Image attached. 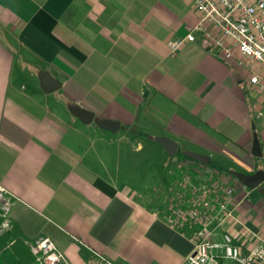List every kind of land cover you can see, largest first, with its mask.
Segmentation results:
<instances>
[{
  "label": "crops",
  "instance_id": "1",
  "mask_svg": "<svg viewBox=\"0 0 264 264\" xmlns=\"http://www.w3.org/2000/svg\"><path fill=\"white\" fill-rule=\"evenodd\" d=\"M198 19L189 0H0V184L24 245L47 238L70 264H189L192 247L163 220L162 200L169 171L200 163L169 157L154 139L217 170L211 158L244 175L261 161L264 171V101L247 73L199 36L169 53ZM40 72L60 87L44 93ZM104 120L118 131L99 129ZM148 171L158 182L141 191L134 182Z\"/></svg>",
  "mask_w": 264,
  "mask_h": 264
},
{
  "label": "built area",
  "instance_id": "2",
  "mask_svg": "<svg viewBox=\"0 0 264 264\" xmlns=\"http://www.w3.org/2000/svg\"><path fill=\"white\" fill-rule=\"evenodd\" d=\"M198 23L167 44L174 55L199 36L215 55L247 73L246 84L264 101V0H189ZM257 117L264 118V107ZM163 220L186 239L189 264H264V233L247 225V189L211 167L180 165L169 171ZM12 196L0 184V236L12 228ZM240 214V215H239ZM34 264H70L47 238L29 243Z\"/></svg>",
  "mask_w": 264,
  "mask_h": 264
},
{
  "label": "water",
  "instance_id": "3",
  "mask_svg": "<svg viewBox=\"0 0 264 264\" xmlns=\"http://www.w3.org/2000/svg\"><path fill=\"white\" fill-rule=\"evenodd\" d=\"M38 80L40 82L41 90L49 94L60 87V84L54 81L51 76L46 72H40L38 74ZM70 114L79 120L84 125H90L93 122L94 115L88 111H85L77 106H68ZM97 127L101 130L108 131L110 133H116L119 129L117 122L100 121L96 123ZM154 142L161 145L169 157H174L178 151V145L166 138H155ZM251 155L253 158L260 159L262 157V150L260 142L256 135L253 136ZM184 156L201 165L208 166L210 159L208 156L200 155L194 152H185ZM231 175L242 184L247 190L255 191L258 195L264 198V171L258 170L253 175H244L238 172H231Z\"/></svg>",
  "mask_w": 264,
  "mask_h": 264
},
{
  "label": "rangeland",
  "instance_id": "4",
  "mask_svg": "<svg viewBox=\"0 0 264 264\" xmlns=\"http://www.w3.org/2000/svg\"><path fill=\"white\" fill-rule=\"evenodd\" d=\"M182 149H183V147L180 146V150H179L178 154L175 157H173L175 160L176 159H184L183 155H182L183 154V150ZM173 158H171V159L168 158L167 159L168 162H169V160H172ZM211 160H212L211 161V165H215V166L219 167L218 168L219 170L213 168L214 170L218 171L219 173L224 174V173H231V172H238V173L242 172V169L239 168L237 165L235 166V165L230 164L229 166H225V164H222L220 161H217V160H215L213 158H211ZM254 162H255V165H256L257 168L251 175H253L258 170H263V169H261V166H262L261 165L262 164L261 161H256L255 160ZM220 169H223L225 172H222V170H220ZM148 173L145 172L143 174L145 182H143V183L141 182V180L143 178L142 176H139L136 179V181L134 182L135 186L137 188L139 187L141 189V191H144L142 189H144L145 187H148V188L152 189L158 182L157 179H156V182H154L155 178L153 179V177L151 175V171H148ZM148 188L145 191H148ZM157 192L153 193V195H154L153 198H155V199H153V198H152L153 200L151 199V201H153V203H156V204L159 201L157 199ZM247 192H248V197L246 199L247 200V204H250L252 209H249V211L246 210V215H245V217H243V219L246 218L247 219L246 222L250 226H252L254 229H256L255 231L264 233V198L261 197L260 195H258L255 191L247 190ZM164 206H165V201H164V195H163L162 207L164 208Z\"/></svg>",
  "mask_w": 264,
  "mask_h": 264
},
{
  "label": "trees",
  "instance_id": "5",
  "mask_svg": "<svg viewBox=\"0 0 264 264\" xmlns=\"http://www.w3.org/2000/svg\"><path fill=\"white\" fill-rule=\"evenodd\" d=\"M183 158L184 161L194 162L184 156ZM224 174L236 180L231 174ZM11 231L12 228L0 236V264H34V257L28 246L24 245Z\"/></svg>",
  "mask_w": 264,
  "mask_h": 264
}]
</instances>
